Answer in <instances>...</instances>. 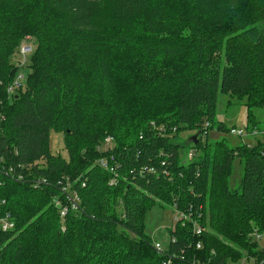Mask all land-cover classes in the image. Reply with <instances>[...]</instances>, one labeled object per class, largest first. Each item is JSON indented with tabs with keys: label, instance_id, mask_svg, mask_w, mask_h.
I'll return each instance as SVG.
<instances>
[{
	"label": "trees",
	"instance_id": "1",
	"mask_svg": "<svg viewBox=\"0 0 264 264\" xmlns=\"http://www.w3.org/2000/svg\"><path fill=\"white\" fill-rule=\"evenodd\" d=\"M58 1L34 0L24 22L0 8V163L50 180L33 189L0 175V218L9 212L16 223L15 231L0 234V264H164L144 235L146 212L158 201L192 213L205 228L201 237L191 222L190 230L171 231L176 264L264 261V139L251 148L203 142L211 129L230 132L213 125L221 94L246 99V131L258 127L264 0H241L231 18L213 8L220 0H185L182 20L168 18L167 0H117L123 17L144 13L147 29L140 36L95 32L99 0H71V12L55 11ZM30 32L37 42L31 73L10 98L19 68L7 61ZM169 95L174 118L149 105ZM162 125L199 130L188 164H181L182 145ZM53 133L64 134L69 159L52 153ZM108 137L114 148L103 151ZM236 158L245 172L232 190ZM67 179L84 212L62 218L56 201L68 205L61 192ZM120 201L123 215L116 212ZM118 217H125V229Z\"/></svg>",
	"mask_w": 264,
	"mask_h": 264
},
{
	"label": "rangeland",
	"instance_id": "2",
	"mask_svg": "<svg viewBox=\"0 0 264 264\" xmlns=\"http://www.w3.org/2000/svg\"><path fill=\"white\" fill-rule=\"evenodd\" d=\"M71 0H59L55 3V11H63V12H71L73 11L72 6H70ZM243 1L241 0H220L214 3V9L217 12L224 13L227 17L231 18L235 12H237L243 6ZM34 0H0V8L5 9L10 18L17 20L19 22L23 18L29 16L32 8H33ZM185 0H167V16L169 19H178L182 20L183 18V10H184ZM121 3L117 0H99L97 3L98 14L97 21L95 25H93V30L104 35H113V34H131L133 36H140L146 34V21L143 17V12L129 13L124 17L120 15L119 8L122 7ZM37 47V42L33 38L32 33H28L24 36V40L21 42L18 52L16 55L11 57L9 61H7L10 69H14V67L19 68L17 74H15V81H21L23 87H26V81L31 73V58L33 53ZM23 50L27 54L24 56L22 54ZM117 55V54H116ZM120 56L117 55V63L120 62ZM15 70V69H14ZM20 88V87H19ZM18 88V89H19ZM170 95L163 96L159 99V102L156 100H150V106L153 104L160 110V114L163 116H171L175 117L173 111L169 113L171 110L168 106L170 104ZM149 106V108H150ZM248 114L249 108L247 106V100L242 99L238 100L235 98H231L229 95L221 94L219 97L217 114L215 117V121L213 125L216 127L217 124L223 123L227 129H232L237 127L238 129H242L246 131L248 128ZM254 114L258 119V129L259 131H263L264 129V111L262 108L254 109ZM152 129L154 130L156 136L157 134V124L153 123ZM176 128V127H175ZM159 129L162 131L170 132L172 129L167 125L159 126ZM180 130H177V132ZM199 135V130L196 128H192L191 130H182L178 132V135L173 139L174 144L182 145L180 150L181 155V164L189 163V155L193 152V138ZM51 151L53 154L62 155L65 158L69 159L68 151L66 150V146L64 143V134L56 133L51 135ZM263 139L262 135L251 136H236L232 135L230 132H222L216 129H211L208 131V136L204 137L203 142L209 144H216L217 142L225 141L231 147H237L240 145L250 144L254 145L259 140ZM104 144V145H103ZM102 147L105 146V142L102 143ZM101 146L99 148H101ZM112 150L114 148V142L111 145ZM78 157L75 158L74 162H78ZM78 164V163H76ZM21 168L25 169L24 166L19 165ZM233 171L229 177V187L234 190L239 185L244 176L245 166L241 162L240 159L236 158L232 163ZM26 171V170H22ZM28 172V171H27ZM29 172H31L29 170ZM23 175V173H22ZM29 177L35 182L37 185L50 184L47 178L35 177L32 174H29ZM54 178V177H53ZM69 178V177H65ZM67 184L74 186L71 179L66 180ZM42 187V186H41ZM40 188V187H39ZM121 198L123 200V194L120 192ZM116 197V202L118 200ZM117 214L123 215V203L120 201V204H117ZM181 213V211L177 210L176 207H171L166 202L158 201L151 205L146 212L145 215V229L144 235L146 238H150V243H160L162 246L169 251V244L171 243V231L175 230V217H177ZM125 217H118L117 224L119 229H125V225H123L122 220ZM180 228L190 230L189 225L184 220L179 225ZM144 236V237H145ZM138 239H143L142 237H137ZM165 249V250H166ZM242 264H249L247 262H243Z\"/></svg>",
	"mask_w": 264,
	"mask_h": 264
},
{
	"label": "built area",
	"instance_id": "3",
	"mask_svg": "<svg viewBox=\"0 0 264 264\" xmlns=\"http://www.w3.org/2000/svg\"><path fill=\"white\" fill-rule=\"evenodd\" d=\"M22 54L24 56L27 55L25 53V50H23ZM20 86H21V81H15L13 83V85L8 88L7 92H8V95L10 96V98H11V96H13L16 93L17 89ZM4 120H5V117L4 116H0V123L2 121H4ZM209 126H210V124L208 122H206L205 125H204V130H207L209 128ZM171 131H172V133H171L170 137L173 140V136L174 135L175 136L178 135L177 134V128H173ZM230 133L232 135H236V136H244V135L257 136V135L260 134V135H262V137L264 139V129H263V131H259L257 128H255V129H253L251 131H244L242 129L232 128V129H230ZM172 134H173V136H172ZM206 134H207V131L205 132V134L203 136V139L206 136ZM113 142H114V139L112 137H108L105 140V146L104 147L101 146V149L103 151L104 150L106 151L107 149L111 150L112 149L111 145L113 144ZM248 147L251 148L252 146L248 145ZM195 157H196V152H195V150H193V152L189 155V162L192 161ZM111 159L114 161V157H111ZM106 161L102 160V161H100V164L104 168L110 169V171L114 173L115 172V169H113L114 167L109 168V165L107 164L108 161L107 162ZM114 174H116V173H114ZM165 174H166V176H169L168 173H165ZM0 175L4 176V177H7V178L9 177L12 181H15V182L20 183V184H25L26 183V184L30 185L33 189H37V188H39L41 186L48 185V183L47 184L41 183V185H37L35 182L32 181L31 178H27L24 174L22 175V173H17L16 170L13 167H11V166L7 167V166L3 165L2 163H0ZM116 182H117L116 178L112 179L111 185L112 186L116 185ZM84 186H85V184H83V187ZM61 192H62V194L66 195V198L68 200V205H63L60 201H56V204L61 207L60 214H61L62 218L67 216L70 210L73 211V212H81V213L84 212V210L81 207L79 194H78L77 191L73 190V186L72 185L65 184L62 187ZM4 204H5V201L3 200L2 201V205H4ZM191 214L192 213H189V214L184 213V212L179 213V215L177 217H175L176 224H175L174 228L176 230L177 227L180 225V223L182 221L184 222V220H185L187 222V224H190V222H191L192 225L190 224V226H191V228L193 230L194 235L201 237L204 234L205 228L197 220H193V217H192ZM15 230H16V223H15L12 215L9 212L5 213L0 218V234L1 233H7V232H13ZM255 237L258 239V241H262V237L260 235H255ZM171 242L172 243L176 242V237L175 236L171 238ZM170 244H169V247H170ZM151 246H152L153 250L155 251V253L158 256H160L161 258L164 259V264H176L175 261L178 260V258L174 259V256H176V255L175 254L170 255L168 249L164 248L162 246V244H160V243H155V244L151 243ZM196 248H197V250H202L201 242H198L196 244ZM243 262H247L249 264H254L253 260H249V259H246V258H244L238 264H242ZM194 264H203V263H200L197 260H195ZM260 264H264V261H261Z\"/></svg>",
	"mask_w": 264,
	"mask_h": 264
},
{
	"label": "water",
	"instance_id": "4",
	"mask_svg": "<svg viewBox=\"0 0 264 264\" xmlns=\"http://www.w3.org/2000/svg\"><path fill=\"white\" fill-rule=\"evenodd\" d=\"M193 141L197 144L198 141H197V136L193 138Z\"/></svg>",
	"mask_w": 264,
	"mask_h": 264
},
{
	"label": "crops",
	"instance_id": "5",
	"mask_svg": "<svg viewBox=\"0 0 264 264\" xmlns=\"http://www.w3.org/2000/svg\"><path fill=\"white\" fill-rule=\"evenodd\" d=\"M255 128H257V127H255ZM253 129H254V128H253ZM257 129H258V128H257ZM258 130H259V129H258ZM261 140H262V139H261ZM257 143H258V142H257ZM257 143H256V144H257ZM244 144H245V143H244ZM245 145L253 146V145H250V144H245ZM254 145H255V144H254Z\"/></svg>",
	"mask_w": 264,
	"mask_h": 264
}]
</instances>
